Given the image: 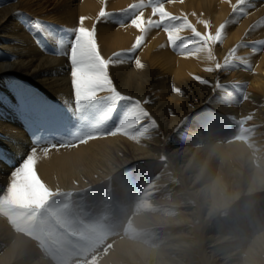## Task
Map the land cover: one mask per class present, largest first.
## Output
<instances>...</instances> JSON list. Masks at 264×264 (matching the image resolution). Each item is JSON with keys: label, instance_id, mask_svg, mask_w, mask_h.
I'll return each mask as SVG.
<instances>
[{"label": "bare ground", "instance_id": "6f19581e", "mask_svg": "<svg viewBox=\"0 0 264 264\" xmlns=\"http://www.w3.org/2000/svg\"><path fill=\"white\" fill-rule=\"evenodd\" d=\"M30 1L0 0V196L4 195V198L20 189L22 184L11 173L33 148V141L19 122V103L12 73L21 74L32 82L63 111H67L74 100L66 57L42 52L21 25L18 29H10L9 20L19 7L33 17L49 18L50 13L44 11L41 0H32V5ZM131 1L139 0H118V4L124 6ZM194 2L177 1L166 4V7L179 12L190 9ZM248 5L252 10L246 18L256 19L264 14V0H250ZM54 7H58L57 14L72 23L77 15L90 16L89 9L79 0H55ZM146 14L145 19L151 18L149 11ZM246 25L244 22L242 27L246 28ZM127 28L130 30L129 27L120 28L114 22L103 27V37L108 35L111 41L108 43L110 49L128 48ZM150 34L153 35L154 31ZM222 54L223 50L217 55ZM154 57L149 59L151 64ZM140 60L145 67L139 70L132 65L128 74H134L139 82L146 78L145 82L140 85L133 82L131 87L128 77L124 76L117 79L118 87L135 99L138 96L142 102L150 101L147 104L153 106L160 125L166 129V143L154 141L155 135L149 133V124L139 121L131 125V130L134 129L131 132L112 131L65 154L60 161L64 166L50 163L37 166L39 181L54 192L58 189H84L137 163L155 161L156 154L164 148L168 153L167 161L157 169L145 171L150 176L148 180L141 179L148 191L140 207L131 211L133 202L127 207L129 232L111 239L113 245L93 264H264V126L260 117L264 109L256 112V119L242 124V129L249 131L244 139L220 143L209 138L199 123L189 120L188 116L210 99L211 92L205 88L210 85H201L193 75L182 71L181 66L174 71L170 81L163 83V77H154L149 62ZM165 68L167 65L161 63V70H167ZM255 76L264 77V70ZM197 77L212 84V76L206 72ZM149 78L154 80L149 81ZM247 79L251 88L264 92V86H256V78ZM155 80L161 82L162 89L152 95ZM173 85L183 95L174 93ZM195 90L197 94L190 95ZM246 93L248 100L256 104L258 95L249 90ZM218 107L234 117L247 113L242 105L233 103ZM180 124L183 132L177 138L171 136V129ZM90 151L104 152L102 161L97 162ZM85 158L95 165L85 169V164L89 165L84 162ZM118 161L121 166L116 165ZM81 165L84 169H79ZM169 181L171 183L167 185ZM18 199L34 201V196L27 193ZM75 262L69 260L68 264ZM0 264L51 263L43 259L26 237L14 233L0 216Z\"/></svg>", "mask_w": 264, "mask_h": 264}, {"label": "rangeland", "instance_id": "374dc122", "mask_svg": "<svg viewBox=\"0 0 264 264\" xmlns=\"http://www.w3.org/2000/svg\"><path fill=\"white\" fill-rule=\"evenodd\" d=\"M79 1L84 3L86 9H89V17H91V19L85 21V26L90 28L102 6L101 0ZM177 1L179 2V0ZM203 1L204 2L201 3L195 0L190 9L188 7L179 12L173 9L171 10L168 6L166 7V4H168L167 2H165V7L167 8L166 10L173 15H187L189 21L201 33L210 30L214 34L220 24L229 20L233 21L226 28V38L222 45L213 46V53L216 57V60L213 62L206 60L203 54H201L199 58H183L178 55L169 45L167 34L162 29L151 30L154 31V34L151 35L150 32L147 34L141 48L137 49L135 53H128L127 50L135 43V37L140 35L139 32L134 34L137 30L129 26L130 30L127 28L129 31L127 35L129 36L130 42L128 48L110 49L108 45V43L111 42L108 39L109 36L103 37L104 32H102V30H104L103 27L107 23L112 22V20L108 22L101 21L97 24V43L100 47L101 54L105 58L112 56V54L116 52H125L132 58L126 64L110 66L109 68V73L115 87L126 96L133 97L132 94L118 87L119 83L117 79L127 76V82L130 86L133 85V82L136 85H140L142 82L144 83L146 79L142 78L141 82H139L134 74H128L130 72V66L133 65L135 67V58H140L149 62V59L156 55L153 64L149 62V67L153 69L154 77L157 79L163 77V83L170 81L173 78L174 71L180 66L184 69L182 71H187L189 75H193L194 77L199 76L203 72L210 74L212 76V84L210 83V86L205 87L208 92H211V97L208 99L209 101L207 100L208 102L206 101L203 103V105L197 108L198 110L194 109L193 112L190 113L191 115L188 114V116L190 117L189 120L192 119L199 123L200 127L204 129L205 134L209 136V138L217 139L220 143L225 144L244 139L249 131L242 129V124L246 121L256 119V112L261 108L264 109V92H260L256 88H251L248 83L250 80L247 79V77H254L257 82L256 86H264V77L255 76L260 73V70H264V44L261 43L264 41V33L262 32L264 30V23H261L264 21V14L259 15L256 19L252 17L246 18L250 10H252V7L249 6L248 3L242 6L247 11L246 15L233 13L232 6L237 3V0ZM137 2L139 1H131L130 4ZM29 3L32 5V0ZM40 3L45 7L44 11H49V18L45 19L43 16L40 18L33 17L29 11L19 7L17 12L14 13V17L9 20V26L10 29H18V25H21V27L27 30L30 38L35 45L41 48L42 52L53 55L52 50L56 47L55 42L40 33H31L30 29L27 27L28 23L38 19L45 25L52 26L59 32L60 30L77 27L79 24V17L82 15H77L74 23H72L67 21V18L64 16L57 14L56 10L58 7L53 8L55 0H41ZM130 4L121 6L118 4V0H107V11L113 14L114 20L119 18L121 16V10L127 8ZM66 11L68 13V9H66ZM148 11L151 18H158L152 17L151 8H146L144 10L145 17ZM193 13H195V15H193ZM199 20H207L210 24V29H205L203 24L198 23ZM244 22H247L246 28L242 27ZM116 26L118 25L116 24ZM64 34L66 35L67 33L65 32ZM180 35L186 40H191L192 37L190 31H183ZM241 43L247 45V47L240 48L237 55L245 58L252 64L251 71L245 70L243 64H240L236 69L228 71L221 70L209 73L204 70L207 67L214 68L216 62L223 63L228 52ZM253 47L259 48L260 50L254 53L252 51ZM45 49H48V51H45ZM221 50H223V54L217 55ZM157 53L167 54L158 55ZM168 53L172 56H169ZM63 57H66L68 61V72L70 75V62L67 56ZM161 63L167 65V68H165L167 70H161ZM123 72L124 74H120ZM12 74L11 78L14 79L15 88L17 90V101L19 103V122L24 128L25 134L30 137L32 141L34 135L52 139L62 135L71 137L75 134L79 127V121L72 117L70 109L73 105L67 111H63L54 100L50 97L48 98L46 94L40 91L32 82L23 78L21 74L15 72ZM150 80L154 79L149 78V81ZM217 80H219L221 85L227 86L226 91L230 92L231 95L235 97L234 100L225 99V91L217 90L216 87H213L216 85ZM155 82V87L152 84L153 94L150 91H148V94L155 95L162 89L161 82L156 80ZM234 85L236 87H233ZM144 87L148 89L149 86L145 84ZM238 88L240 89L239 91L237 90ZM201 90L202 89L199 91L201 92ZM248 90L258 95L256 104L251 103L249 100L242 99V92ZM197 92L198 91L195 90V92L190 93V95L195 96ZM104 95L103 93L101 94V96ZM133 98L135 99V97ZM137 98L139 99L138 96ZM72 103L74 104V100ZM230 103L237 106L242 105L247 113L234 117L218 107L222 104L225 105ZM128 106V101L119 102L117 111L113 113L108 125L104 126L93 138L88 139L85 143H91L92 140L102 135L111 134L112 131H116L117 129H119V133L131 132L134 130H131V126L120 128V126L117 125L113 127L118 123L119 115L123 113ZM143 106L151 115L150 119L143 120L149 124V133H154V141L165 144L167 141L166 134L164 133L166 129H163L160 125L159 117L154 111L153 106L148 104H144ZM60 114H63L67 119L61 121L59 119ZM236 117H238V119ZM260 117L262 125L264 126V113ZM171 130V136L176 138L183 132L181 124L176 125ZM188 138L192 139L189 136ZM85 143H79L70 148H52L49 150L47 156H45L43 148L47 146L46 142L42 140L39 146L33 142V147H37L38 162L36 167L44 163H50L53 166H64L63 161L62 164L60 163L62 158H65L64 155L71 153L74 149L81 148ZM30 152L31 150L15 168L26 159ZM90 154L100 163L104 152L90 151ZM155 159L156 160L153 162L146 161L145 163H137L124 172L109 177L107 176V178L101 182L92 186H87L84 189H58L54 192L39 180L30 179L27 181H20L22 184L20 185V189H15L5 198L4 195L0 196V216L7 221L14 233H19L26 237V239L33 244L38 253L43 256V259L48 260L51 264H68V261L73 259L76 261L75 264L97 263L99 261V256L113 245L111 239H116V237H121L129 232L127 207L129 203L132 202L131 211L137 210L140 207V202L147 194L146 191H148L143 185V182H141V179L143 181L148 180L150 176L147 175L145 171H150V169L153 170L154 167L157 169L167 161V151L164 148L160 149ZM84 162L89 163V165L85 164V169L95 165V162L92 164L90 161L86 160V158ZM116 165L121 166V162L118 161ZM79 169L84 168L81 165ZM134 171H136V173ZM174 178L175 174L172 176V181H174ZM170 183L171 181L166 184L170 185ZM119 192L121 194L120 199H118ZM27 193L34 196V201L18 199V197L24 198V195ZM33 193H35L36 196Z\"/></svg>", "mask_w": 264, "mask_h": 264}, {"label": "snow or ice", "instance_id": "6c2138e0", "mask_svg": "<svg viewBox=\"0 0 264 264\" xmlns=\"http://www.w3.org/2000/svg\"><path fill=\"white\" fill-rule=\"evenodd\" d=\"M165 2L175 3L177 0H139V2L130 4L127 8L122 9L121 16L113 20V14L107 11V0H101L102 6L90 28L85 26V21L91 19L88 16H80L77 27L60 30L59 32L38 19L28 23L27 27L31 33H40L55 42L56 47L52 50L53 55L67 56L70 62V80L74 97V104L70 111L72 117L79 121L78 130L71 137L62 135L46 139L34 135V144L39 146L42 140L46 142L47 146L43 148L45 156L52 148H70L93 138L99 130L108 125L121 101H128L129 106L119 115L118 123L113 127L119 125L120 128H123L151 118L150 113L143 106L149 103V100L146 99L142 102L139 99L123 95L115 87L109 73L110 66L126 64L132 58L125 52L113 53L108 58L101 54L97 43V24L101 21L108 22L112 20L120 28L130 26L140 33L132 47L127 50L128 53H135L137 49L141 48L147 34L151 30L162 29L167 34L169 45L173 51L183 58H199L203 54L204 58L210 62L216 60L213 46L222 45L226 38V28L233 21L229 20L220 24L214 34L210 30L201 33L189 21L187 15L177 16L167 11ZM179 2L183 3V0H179ZM249 2L250 0H237V3L232 6V12L246 15L247 11L242 6ZM146 8H151L152 17L158 18L145 19L144 10ZM198 23L203 24L205 29H210V24L207 20H199ZM261 23H264V21ZM183 31L191 32V40H186L180 35ZM65 32L67 33L66 35L64 34ZM261 43L264 44V41ZM242 47H247V45L243 43L236 45L225 56L223 63L216 62L214 68L207 67L204 70L209 73L221 70L228 71L236 69L240 64H243L245 70L251 71L252 64L237 55ZM259 50L256 47L252 49L254 53ZM45 51H48V49H45ZM134 64L136 69L145 67L139 58L134 59ZM194 78L201 85H210V82L206 79ZM215 87L217 90L225 91V99H235L230 92L226 91L227 86L221 85L219 80H217ZM233 87L236 86L234 85ZM237 90L239 91L240 89L238 88ZM172 91L177 95H183V92L174 85L172 86ZM102 93L105 95L101 96ZM248 98L247 93L242 92V99L248 100ZM59 119L64 121L67 118L60 114ZM37 162V147H33L30 154L14 169L11 175L17 181L39 180L40 177L36 171Z\"/></svg>", "mask_w": 264, "mask_h": 264}]
</instances>
